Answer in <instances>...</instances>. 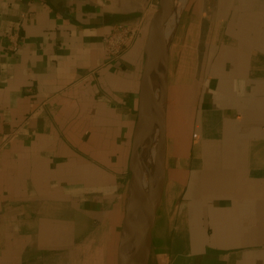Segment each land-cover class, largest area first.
I'll use <instances>...</instances> for the list:
<instances>
[{
    "label": "crops",
    "instance_id": "1",
    "mask_svg": "<svg viewBox=\"0 0 264 264\" xmlns=\"http://www.w3.org/2000/svg\"><path fill=\"white\" fill-rule=\"evenodd\" d=\"M157 1L0 0V264H117ZM173 27L148 264H264V0H189Z\"/></svg>",
    "mask_w": 264,
    "mask_h": 264
},
{
    "label": "water",
    "instance_id": "2",
    "mask_svg": "<svg viewBox=\"0 0 264 264\" xmlns=\"http://www.w3.org/2000/svg\"><path fill=\"white\" fill-rule=\"evenodd\" d=\"M174 1L158 0L146 27L137 117L128 161L125 216L117 249V264H148L149 261L151 232L165 180L167 22ZM155 69L159 86L157 96L153 97L152 74ZM151 149H154V156L150 155Z\"/></svg>",
    "mask_w": 264,
    "mask_h": 264
},
{
    "label": "built area",
    "instance_id": "3",
    "mask_svg": "<svg viewBox=\"0 0 264 264\" xmlns=\"http://www.w3.org/2000/svg\"><path fill=\"white\" fill-rule=\"evenodd\" d=\"M142 22L133 24L115 23L110 31L103 36V51L109 61L118 59L121 53L126 50L132 41L139 35ZM19 45V33L11 32L7 36L6 48L10 51H16Z\"/></svg>",
    "mask_w": 264,
    "mask_h": 264
},
{
    "label": "bare ground",
    "instance_id": "4",
    "mask_svg": "<svg viewBox=\"0 0 264 264\" xmlns=\"http://www.w3.org/2000/svg\"><path fill=\"white\" fill-rule=\"evenodd\" d=\"M176 1V3H175V8H174V10L171 12L172 14H170L169 15V18H168V22H167V34H169V33H171V32H169V29H170V31L172 30L171 29V27H172V25H174L175 24V22L177 21V19H178V16H179V9L184 5V2H185V0H175ZM170 27V28H169ZM173 28V27H172ZM157 92V91H156ZM156 96H157V94H156ZM150 155H152V156H154V149H151L150 150ZM145 179L147 180L148 178H147V175H146V177H145Z\"/></svg>",
    "mask_w": 264,
    "mask_h": 264
},
{
    "label": "rangeland",
    "instance_id": "5",
    "mask_svg": "<svg viewBox=\"0 0 264 264\" xmlns=\"http://www.w3.org/2000/svg\"><path fill=\"white\" fill-rule=\"evenodd\" d=\"M175 3H176V1L173 2V5H172V7H171V11H170V12H172V11L174 10V8H175ZM207 3H208V5H211L212 2L209 1V2H207ZM188 5H189V0H185L184 5L179 9V11H180L179 14H180V15H181V13H182L183 11H185V10L187 9V6H188ZM206 5H207V4H206ZM171 14H172V13H171ZM146 27H147V26H146ZM172 27H173V25H172ZM172 27H171V29H172L171 31H170V29H169V32H171V33L168 34V39L171 38V36L173 35L174 27H173V28H172ZM169 28H170V27H169ZM145 33H146V29H145ZM193 40H194V39H193ZM132 44H133V41L131 42L130 46H129L126 50H128V49L131 47ZM126 50H124L123 52H125ZM123 52H122V53H123ZM122 53H121V55H122ZM121 55H120V56H121ZM120 56H119V57H120ZM114 60H116V59H114ZM111 61H113V60H111ZM115 260H116V259H115ZM106 264H111L110 261H109V259H108V261H107ZM113 264H115V261H114Z\"/></svg>",
    "mask_w": 264,
    "mask_h": 264
}]
</instances>
